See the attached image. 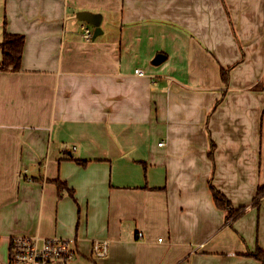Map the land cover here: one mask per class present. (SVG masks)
Listing matches in <instances>:
<instances>
[{
	"label": "crops",
	"instance_id": "0c3cea01",
	"mask_svg": "<svg viewBox=\"0 0 264 264\" xmlns=\"http://www.w3.org/2000/svg\"><path fill=\"white\" fill-rule=\"evenodd\" d=\"M5 30L0 264L23 235L76 238L70 264H263L264 0H0Z\"/></svg>",
	"mask_w": 264,
	"mask_h": 264
},
{
	"label": "built area",
	"instance_id": "2783aa9c",
	"mask_svg": "<svg viewBox=\"0 0 264 264\" xmlns=\"http://www.w3.org/2000/svg\"><path fill=\"white\" fill-rule=\"evenodd\" d=\"M83 36L87 40L93 38V31L83 26ZM136 72L144 75L140 68ZM164 142H160L163 145ZM143 235L142 232L139 233ZM110 242L107 239H96L93 243V253L102 258L109 255ZM79 254L76 238L61 236L23 235L11 240L10 264H70Z\"/></svg>",
	"mask_w": 264,
	"mask_h": 264
},
{
	"label": "trees",
	"instance_id": "16d2710c",
	"mask_svg": "<svg viewBox=\"0 0 264 264\" xmlns=\"http://www.w3.org/2000/svg\"><path fill=\"white\" fill-rule=\"evenodd\" d=\"M25 47V35L20 33H12L5 30L3 41L0 43L2 49V56L0 58V70H19L23 57ZM223 79L228 80L227 70L223 69ZM79 160V159H78ZM81 161V160H79ZM85 163L86 161H81ZM58 184L60 191L68 190L71 195H74V190L69 188L67 182L60 179L55 180ZM214 200L217 206L221 209L227 210V220L236 219L241 216L245 210V206L235 208L232 206L231 201L219 190L213 188ZM264 195V187H260L257 193L256 205L259 206L260 197ZM249 254L260 259L264 264V251L260 247L255 252Z\"/></svg>",
	"mask_w": 264,
	"mask_h": 264
},
{
	"label": "water",
	"instance_id": "95a60500",
	"mask_svg": "<svg viewBox=\"0 0 264 264\" xmlns=\"http://www.w3.org/2000/svg\"><path fill=\"white\" fill-rule=\"evenodd\" d=\"M77 16L80 20L86 21L89 24H92L95 26V32H94V38H96L98 35H100L103 32V29L101 28V23L103 19V15L101 13H94L87 10H82L77 13ZM165 55L163 53H159L155 59V64H160L164 59Z\"/></svg>",
	"mask_w": 264,
	"mask_h": 264
}]
</instances>
